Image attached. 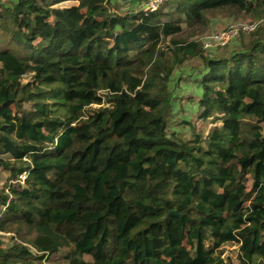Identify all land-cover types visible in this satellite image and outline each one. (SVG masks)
Segmentation results:
<instances>
[{"label": "trees", "instance_id": "16d2710c", "mask_svg": "<svg viewBox=\"0 0 264 264\" xmlns=\"http://www.w3.org/2000/svg\"><path fill=\"white\" fill-rule=\"evenodd\" d=\"M147 1L0 0V264H264V0ZM218 15L257 26L212 56Z\"/></svg>", "mask_w": 264, "mask_h": 264}, {"label": "rangeland", "instance_id": "374dc122", "mask_svg": "<svg viewBox=\"0 0 264 264\" xmlns=\"http://www.w3.org/2000/svg\"><path fill=\"white\" fill-rule=\"evenodd\" d=\"M142 1L143 0H121L118 11L124 13L132 9L139 10L142 7ZM72 3L73 2L70 4ZM242 22L244 21H239L232 17L218 15V17L211 19L209 28L201 38L205 39V37H209V35H212L213 33L219 32L224 28L235 24L237 25ZM241 40L239 37L232 39L228 45L229 50L233 48L234 44H240ZM2 42L6 43V45L3 47L12 48V45L8 44L7 41ZM225 48L208 49V54L212 56H218L221 53L226 52L227 48ZM203 68V61L199 59H196L195 61H188L175 71L174 77H172V82H170L173 101L172 107L170 109L169 129L178 132V135L182 138L192 137L193 130L206 135L210 127L213 126L211 119L204 121L198 117V106L196 99L189 100V98H195L199 93L197 84H195V79L199 76V73L203 70ZM28 79L30 78L27 77L26 80ZM193 126H195V129ZM5 175L6 174H3V178H5ZM233 249V247H229L228 253H231Z\"/></svg>", "mask_w": 264, "mask_h": 264}, {"label": "built area", "instance_id": "2783aa9c", "mask_svg": "<svg viewBox=\"0 0 264 264\" xmlns=\"http://www.w3.org/2000/svg\"><path fill=\"white\" fill-rule=\"evenodd\" d=\"M166 0H148L143 7V10L146 13H150L156 11ZM257 23L248 24V23H240L231 25L227 28L222 29L219 32L213 33L209 35V37H205L202 39L204 42V46L206 49H213V48H221L225 47L232 39H234L240 31L249 32L255 29ZM26 178V173H23L20 176V179L23 181Z\"/></svg>", "mask_w": 264, "mask_h": 264}]
</instances>
